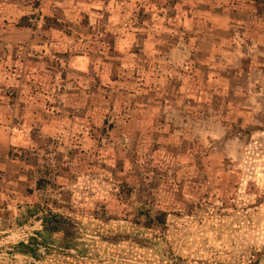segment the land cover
<instances>
[{"label": "rangeland", "instance_id": "rangeland-1", "mask_svg": "<svg viewBox=\"0 0 264 264\" xmlns=\"http://www.w3.org/2000/svg\"><path fill=\"white\" fill-rule=\"evenodd\" d=\"M210 1L204 9L264 31V0ZM15 25L28 28V64L0 60V99L12 112L23 96L39 117H28L22 144L0 151V264H264V99L208 101L196 118L158 104L144 118L142 101L113 75L75 69L93 34L85 13L71 23L33 15ZM53 37L57 49L41 55L37 47ZM53 122L56 134L42 137ZM48 213L68 220V236L46 239L40 262L8 254L18 227L31 233Z\"/></svg>", "mask_w": 264, "mask_h": 264}, {"label": "crops", "instance_id": "crops-1", "mask_svg": "<svg viewBox=\"0 0 264 264\" xmlns=\"http://www.w3.org/2000/svg\"><path fill=\"white\" fill-rule=\"evenodd\" d=\"M204 3L205 0H0V60L17 68L28 64L21 61L29 49L28 28L15 23L33 15L71 23L82 11L93 34L84 44V53L74 56L75 69L81 65L82 71L94 70L102 80L113 75V85L142 101L138 110L144 118H149L151 108L158 104L164 112L196 118L201 116L198 108L206 107L208 101L263 100L264 31L249 33L248 24L231 20L225 10L204 9ZM210 3L214 6L213 0ZM103 38L109 39L108 47L104 46ZM58 43V37H53L37 48L41 55H52ZM93 44L99 48L94 49ZM173 92L192 107L177 105ZM92 95H85L84 100L92 101ZM25 99L17 96L15 103L20 110L12 112L0 99L3 154L25 141L28 117H39ZM28 107L33 111L29 112ZM17 117L21 118L19 124ZM58 129L53 122L52 127L40 133L42 137H51ZM33 225L38 228L27 234L25 223L18 227L15 245L25 238L42 241L41 235L45 236L40 219ZM13 257L33 263L41 261L39 257Z\"/></svg>", "mask_w": 264, "mask_h": 264}, {"label": "trees", "instance_id": "trees-1", "mask_svg": "<svg viewBox=\"0 0 264 264\" xmlns=\"http://www.w3.org/2000/svg\"><path fill=\"white\" fill-rule=\"evenodd\" d=\"M259 0H256L258 3ZM32 217L35 216V213L30 214ZM42 227H43V234L45 237H42V243H39L36 238H25L21 240L18 244L7 247L6 251L10 255H21V256H29L32 259H37L38 255L37 252L42 245H45V240L51 238V236L56 234H61L63 237L68 236L66 225L68 220L63 216L48 213L47 215H43L40 219ZM155 224L158 227H162L165 225L164 215L157 214V218L155 219ZM63 248L68 249L69 246L63 241ZM45 253L40 252V256H43Z\"/></svg>", "mask_w": 264, "mask_h": 264}]
</instances>
